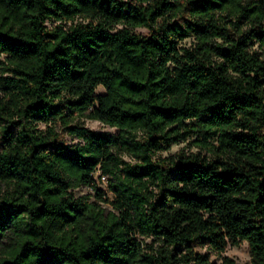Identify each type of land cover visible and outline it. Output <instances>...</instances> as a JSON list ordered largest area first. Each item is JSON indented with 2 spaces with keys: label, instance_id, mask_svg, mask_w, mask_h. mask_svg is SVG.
<instances>
[{
  "label": "trees",
  "instance_id": "trees-1",
  "mask_svg": "<svg viewBox=\"0 0 264 264\" xmlns=\"http://www.w3.org/2000/svg\"><path fill=\"white\" fill-rule=\"evenodd\" d=\"M0 94V264H264V0H0Z\"/></svg>",
  "mask_w": 264,
  "mask_h": 264
},
{
  "label": "rangeland",
  "instance_id": "rangeland-1",
  "mask_svg": "<svg viewBox=\"0 0 264 264\" xmlns=\"http://www.w3.org/2000/svg\"><path fill=\"white\" fill-rule=\"evenodd\" d=\"M138 31L143 32V33H147L146 29H138ZM186 44L190 45L191 40H188ZM104 92H105V89L103 87H99L97 89V93H104ZM0 96H1V94H0ZM82 121L85 124V126H87L90 129H93L96 131H101V132L115 133L114 128H112V127H110V126H108V125H106L100 121L91 120V119H83ZM40 127L45 128L46 126L44 124H41ZM59 131L61 134L62 142L67 143V144H73V143H77L79 141L75 137L70 136L65 130L62 129V127H59ZM0 136H1V129H0ZM183 149H185L187 152L196 151V148L193 145H189V141H185V142H181L179 144L173 145L169 151L162 152L160 156L166 157L169 155H173V154H176ZM127 159L129 160V158H127ZM98 175L99 174H97L96 176H98ZM99 184L102 188L106 189L107 185H108V177H107V180H103L101 178ZM74 193L76 196L79 197V196H83V195H86L88 193H91V190L86 188V187H81V188L76 189L74 191ZM94 199H95V197L92 198V200H94ZM105 206H107V205H105ZM150 241H151L150 239L147 240V242H150ZM197 250L201 251L203 253L210 254L211 260L213 262L218 263V264L223 263L222 256H228L236 264H252L248 242H243L238 246L229 245L227 247L226 251L223 252L222 255H218L217 253L210 251V249H208L207 247H198Z\"/></svg>",
  "mask_w": 264,
  "mask_h": 264
},
{
  "label": "built area",
  "instance_id": "built-area-1",
  "mask_svg": "<svg viewBox=\"0 0 264 264\" xmlns=\"http://www.w3.org/2000/svg\"><path fill=\"white\" fill-rule=\"evenodd\" d=\"M102 179H103V180H107V177H106V176H102Z\"/></svg>",
  "mask_w": 264,
  "mask_h": 264
}]
</instances>
